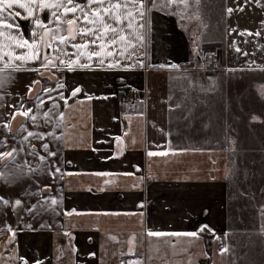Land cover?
Masks as SVG:
<instances>
[{
	"label": "crops",
	"instance_id": "1",
	"mask_svg": "<svg viewBox=\"0 0 264 264\" xmlns=\"http://www.w3.org/2000/svg\"><path fill=\"white\" fill-rule=\"evenodd\" d=\"M144 3L150 9L144 43L124 56L123 44L109 49L114 54L101 56L103 64L88 59L98 47L71 46L87 38L52 52L47 36L40 42L43 30L34 20L11 10L22 13L10 18L20 25L19 35L41 43L50 59L89 66L53 69L15 61L2 78L0 152L44 150L47 143L60 152L62 169L58 190L52 185L47 192L19 195V222L0 228V264H264V2H221L226 10L218 7L211 15L203 12L204 2ZM53 11L36 9L35 17L54 28ZM130 39L135 42L134 33ZM15 43L5 30L0 52L31 54ZM206 43L219 51L209 76L200 64ZM77 86L83 91L72 97ZM44 88L56 89L52 99ZM28 109L37 117L34 125L20 114ZM14 117L19 119L12 127ZM24 122L34 133L54 136L24 140ZM150 151L168 154L150 157ZM254 157L263 175L252 181L263 192L247 208L240 205V184L251 176L247 161ZM19 174L13 169V178ZM19 180L27 181L22 175ZM32 208L35 222L28 221ZM148 231L199 234L149 237Z\"/></svg>",
	"mask_w": 264,
	"mask_h": 264
},
{
	"label": "snow or ice",
	"instance_id": "2",
	"mask_svg": "<svg viewBox=\"0 0 264 264\" xmlns=\"http://www.w3.org/2000/svg\"><path fill=\"white\" fill-rule=\"evenodd\" d=\"M172 2H175V0H169V3ZM181 2H185V0H181ZM14 7L24 10L27 15L22 17L21 11H11ZM36 9H40L41 11L44 9H54L52 12L53 20L50 21L49 24L54 23L56 27L45 26L40 19L36 18ZM148 10L150 9H147L144 0H123V2H121V0H114V2L113 0H86V3L84 4L77 2V0H55L54 3H50L48 0H0V37L5 35V30H8V39L16 41L15 48L31 49L30 55H16L14 53L0 52V62H3L2 67H0V84L3 82L2 78L5 76L6 70L13 68L15 61H21L24 63L39 61L42 67H50L53 69L58 66H66L69 70H72L74 65L79 67L89 66L86 64H80L79 59L64 60L59 57H53L50 59V54L48 52H42L40 50L41 43L45 36H47L49 40L47 48L51 49L52 52H57L60 45H66L78 38H87L83 43H72L71 46L77 50L88 49L92 46L98 47L100 51L92 52L88 56V59L91 60L95 57L100 64L104 63V60L100 59V57L103 55L108 57L113 56V51L109 49H114L119 44L125 45V48L121 49L119 52L121 56L125 55L128 48H131L132 51L135 52L136 48L144 43L145 37L142 30L145 25L143 19L145 11ZM228 11L232 10L229 9ZM77 13H79V15H77ZM69 15L73 18L68 19ZM14 17H22L23 19L32 18L34 20L35 28L43 30V35L39 37L41 43H38L35 39L31 41L23 39L19 35L20 25L15 23L14 20L10 21V18ZM137 17H139V19H137ZM64 25H66V27H63ZM78 26L79 30L77 31L76 29ZM13 30L17 33L16 35L12 34ZM64 32H66L67 35H64ZM57 33H60V35L57 36ZM133 33L135 42L130 39V35ZM32 35L36 36V32L34 31ZM256 35H259V33ZM98 41L99 44H97ZM53 44H55L56 47H53ZM237 51H239V49H237ZM79 55H83V53H79ZM5 57H7V60H5ZM44 61H47V63L45 64ZM118 65L119 61L108 64V67L114 68ZM140 66H143V64L140 63ZM171 67H176V65H171ZM56 87L57 89H62L64 85L58 84ZM55 90L56 89L50 88L43 89L45 93H48L49 99H52L51 93ZM31 91L32 87L29 86V92ZM82 91L83 89L77 86L72 90L71 96L76 97L78 94L82 93ZM61 97L64 98L63 93H61ZM88 99H92V97H88ZM65 102H67L66 98ZM40 104H43L42 100L40 101ZM39 106L40 105L38 104V107ZM19 107L22 108L23 105L21 104ZM56 107L57 105L53 103V108ZM177 107H179V105H177ZM31 112L32 109H28L20 114L25 118H29ZM43 115L45 121L50 119V111L44 112ZM63 115V113L60 114L61 120L63 119ZM30 118L33 123H35L37 117L33 115ZM3 127L9 128L10 125L6 124L3 125ZM57 127H59V124H57ZM44 135L54 136V133H34L29 131L27 136L24 137V140L33 136L43 139ZM56 139H59V137H56ZM42 148L46 150L47 156L55 157L57 155L56 152L49 150V145L47 143L43 144ZM15 151L17 150L13 149V151L10 152H0V160L12 159ZM167 154V152H148L150 157L157 155L166 156ZM45 159V156H40L41 161H44ZM55 171H59V169L57 168ZM0 203L7 205L10 202L0 198ZM51 203L55 205L58 202L53 199ZM15 204L20 205L21 201L17 199ZM67 214L71 215L72 213ZM205 228L206 226L202 227L200 232H203ZM198 234L199 233L196 231L188 233L148 231L147 233L149 237L189 236L193 238L197 237ZM222 251L226 252L227 249H223ZM24 264H28V262L24 261ZM133 264H140V262L135 261Z\"/></svg>",
	"mask_w": 264,
	"mask_h": 264
},
{
	"label": "rangeland",
	"instance_id": "3",
	"mask_svg": "<svg viewBox=\"0 0 264 264\" xmlns=\"http://www.w3.org/2000/svg\"><path fill=\"white\" fill-rule=\"evenodd\" d=\"M169 0H157V2H167ZM264 2V0H185V2H204L203 3V12L206 15H211L212 12L217 11L219 7V12L226 10V4L221 2ZM175 2H181V0H175ZM213 6V8H212ZM204 33L201 34L204 37ZM207 50H201L200 48V64L202 66V70L207 74L210 71L211 65L213 66L217 60H210L207 55ZM204 74L203 77H206L209 74ZM18 117H14L10 119V125L13 127L17 121ZM26 122V121H25ZM22 125L24 129L28 131H34L28 124ZM29 122V120L27 121ZM34 125V123L32 124ZM40 128V127H38ZM47 129L49 127H46ZM36 130V129H35ZM31 142V141H30ZM25 142V147L26 144ZM13 150H6L5 152H10ZM56 152L57 155L55 157L47 156L46 150H31V149H20L13 153L12 159H3L0 160V198L10 201L9 204L5 205L0 203V228H3L2 225L7 224L9 221L14 223H18L20 219V208L22 206V202L20 205H16L15 201L19 199V195H24L23 193H30L42 190L43 192H47L51 189V186L55 188V190L59 189L60 185V175H61V165L59 163V153L55 150H50ZM2 152V151H1ZM43 155L46 157L44 161L40 160V156ZM12 168V170H10ZM59 171H55L56 169ZM13 169L20 172L23 178H26V183H19V177L13 178ZM10 170V171H9ZM9 171L10 176H6V172ZM247 171H251V176L246 177L245 183H241L240 187L244 189V198L240 201V205L250 208L256 204V200H254V196L262 194L257 191V187L255 182L252 181V177L254 174H258V176L263 175L262 173V165L259 163L257 158H252L247 161ZM260 178V177H259ZM262 178V177H261ZM22 182V181H21ZM253 184V187H252ZM35 191V192H36ZM34 192V193H35ZM38 200V199H37ZM39 201V200H38ZM43 201V200H42ZM32 217L28 220L29 222H35V210L32 208L31 210ZM14 217V218H13ZM238 218H242V215H239ZM6 227L8 225H5ZM225 236V232L222 233Z\"/></svg>",
	"mask_w": 264,
	"mask_h": 264
},
{
	"label": "built area",
	"instance_id": "4",
	"mask_svg": "<svg viewBox=\"0 0 264 264\" xmlns=\"http://www.w3.org/2000/svg\"><path fill=\"white\" fill-rule=\"evenodd\" d=\"M207 55H208V57L210 58V60H212V61H214V60H218V56H219V51H218V49L216 48V47H212V48H210L209 50H208V52H207ZM129 89L130 90H133L134 89V87L133 86H129ZM209 236L210 234L208 233V234H206V236ZM207 236V237H208Z\"/></svg>",
	"mask_w": 264,
	"mask_h": 264
},
{
	"label": "trees",
	"instance_id": "5",
	"mask_svg": "<svg viewBox=\"0 0 264 264\" xmlns=\"http://www.w3.org/2000/svg\"><path fill=\"white\" fill-rule=\"evenodd\" d=\"M214 46L213 43H206L201 47V50H209L210 48H212Z\"/></svg>",
	"mask_w": 264,
	"mask_h": 264
}]
</instances>
